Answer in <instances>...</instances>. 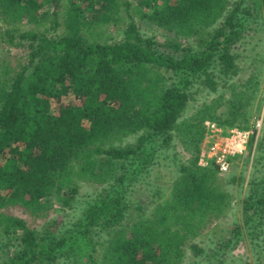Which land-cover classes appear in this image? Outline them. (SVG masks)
Masks as SVG:
<instances>
[{
    "label": "trees",
    "instance_id": "obj_1",
    "mask_svg": "<svg viewBox=\"0 0 264 264\" xmlns=\"http://www.w3.org/2000/svg\"><path fill=\"white\" fill-rule=\"evenodd\" d=\"M228 1L0 0V17L10 23L0 28V44L27 55L16 65L7 58L0 63V235H20L4 243L0 264H64L69 258L74 262L68 264H182L187 252L194 258L204 253L194 240L226 208L223 186L237 179L221 178L218 166H200L199 151L179 165L171 188L153 186L154 213L141 215L126 232L116 228L132 220L131 209L143 213L146 205L128 201L124 184L118 192L108 190L117 179L89 203L70 237L55 244L50 234H41L48 227L39 232L6 209L37 215L51 194L69 209L81 185L95 180L101 162L103 167L109 160L127 159L151 137L172 147L180 131L187 144L198 146L205 120L179 124L190 104L192 78L204 76L203 83L216 91L220 79L237 73L235 51L252 24L264 18V0H239L231 10ZM122 9L128 17L122 40L100 43ZM136 17L195 44L146 37ZM6 53L0 49V56ZM70 93L74 101L63 99ZM228 105L220 125L233 124L232 113L243 107L238 101ZM207 111L212 116L213 106ZM136 133H142L138 143L120 146ZM258 148L264 150V139ZM263 160L264 154L258 160L264 167ZM260 172L253 176L245 222L233 227L228 245L239 244L247 228L255 246H264ZM100 234L108 238L105 247L95 240Z\"/></svg>",
    "mask_w": 264,
    "mask_h": 264
},
{
    "label": "rangeland",
    "instance_id": "obj_2",
    "mask_svg": "<svg viewBox=\"0 0 264 264\" xmlns=\"http://www.w3.org/2000/svg\"><path fill=\"white\" fill-rule=\"evenodd\" d=\"M238 1L229 0L228 9L231 10ZM116 19L117 21L114 24L106 27L104 30L105 34L99 39L100 43L112 44L122 40L126 29L125 21L128 19L124 9L116 14ZM5 20L0 17V28L2 29L9 27L10 23ZM135 21L141 34L146 37H153L159 42L178 41L183 43V45L195 44L192 38L168 33L164 29L142 20L140 17H136ZM31 27L26 26V29ZM251 27L252 29L248 30L243 45L235 51L239 55L236 60L238 65L237 73H230L220 79L216 91L211 90L203 83L204 76L200 78L191 77L194 82L188 87V91L191 93L190 104L180 118L179 124L187 123L190 120H205L203 122L205 133L198 146L187 144L186 141L188 139H182L180 131H176L178 135L175 137L172 147L164 148L161 141L151 137L147 143L140 145L127 159L109 160V164H104L103 162V167L101 162L97 166L99 168L97 173H100L102 168H104V171L100 176L96 173L94 181L81 185L78 195L72 201L71 208H64L60 198L56 194H51L43 202L46 206L45 211L37 215H32L26 209L16 208L10 210L11 207L6 209V211L11 215L24 219L30 228L37 229L39 232L43 228L48 227L47 230H50H43L41 234L45 232L42 235L43 237H47L50 234L49 242H54L55 244V239L57 238L70 237L71 233L77 228L74 224L84 218L83 212L89 208V203L96 199L97 194L102 189L109 188L117 179L118 183L114 190H108L118 192L124 184L128 191V201L136 204L141 202L146 205L143 213L134 214L133 209H131L129 215L133 217L132 220L130 222L125 220L121 223L122 228H116V230L121 229L126 232L141 217L148 218L152 216L154 213L153 209L157 205V198L151 197L150 190L153 186H158L162 190L171 188L174 183L173 180H178L180 176L178 174L179 165L185 164L192 158L194 152L199 151L196 156L199 157L200 166L215 165L217 167L215 160L210 158L213 145L221 146L224 149L227 140L235 132H252V138H250L252 143L250 144L249 141L250 145L248 144L246 150L242 154L228 156L229 170L222 173L219 169L221 178L228 179L234 176L237 181L223 186L229 196L228 202L226 200L228 205L219 213L218 217L210 219L208 227L200 232L201 236L196 237L194 240V243L199 244L204 249V253L198 258H194L192 254L187 252L182 264H264V246L261 247L262 244H259L260 248L255 246V241H253L249 229H243L245 236L244 238L242 237V241L239 244L228 245L227 242L230 240V232L236 223L237 225H243L245 222L244 208L246 207V201L251 196L253 176L258 177L261 175L260 171H264L263 165L258 162L264 154V150L258 148V144L264 139V18L261 19L259 24H252ZM62 31L63 28L60 29V32ZM0 49L1 51L7 49L10 52L0 56V63L7 58L13 65H16L19 59L25 60L27 57L24 49L8 48L5 44H0ZM63 99L74 101L75 97L70 93ZM237 101L239 104H243L238 113H232L237 120L233 124H218L221 119L225 121L227 118L223 115L229 111L228 103ZM54 104L53 102V106ZM212 106L213 113L211 116L209 111H205L207 107ZM141 136L142 133L129 134L124 138L120 146L123 148L133 146L138 143ZM100 157L101 160H106L104 155ZM170 171L171 174H169ZM157 174L161 177L160 179ZM109 180H111L110 183ZM166 195L170 197L171 190H167ZM69 228L71 232L67 234ZM10 237L14 238V242L20 235L17 233L16 236L10 235ZM10 237L5 234L3 236L0 235V263L2 246L11 239ZM107 239L105 234H100L95 240L103 243ZM261 240L264 241V235ZM107 243L104 242L103 247ZM8 250L13 254L15 247H11ZM73 260L69 258L64 264L74 262ZM59 264L63 263L60 262Z\"/></svg>",
    "mask_w": 264,
    "mask_h": 264
},
{
    "label": "built area",
    "instance_id": "obj_3",
    "mask_svg": "<svg viewBox=\"0 0 264 264\" xmlns=\"http://www.w3.org/2000/svg\"><path fill=\"white\" fill-rule=\"evenodd\" d=\"M252 132H235V134L227 140V143L223 147L213 145L211 149L210 158H213L222 173L229 170L228 156H234L235 154H242L250 141Z\"/></svg>",
    "mask_w": 264,
    "mask_h": 264
}]
</instances>
